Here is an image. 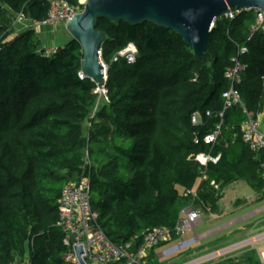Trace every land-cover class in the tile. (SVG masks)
Listing matches in <instances>:
<instances>
[{"label": "trees", "instance_id": "16d2710c", "mask_svg": "<svg viewBox=\"0 0 264 264\" xmlns=\"http://www.w3.org/2000/svg\"><path fill=\"white\" fill-rule=\"evenodd\" d=\"M65 1L76 6L78 0ZM47 11L48 0H0V264H68L56 226L58 199L80 175L85 151L90 204L112 243L139 241L155 227L172 229L191 201L182 191L200 182L193 158L209 150L202 139L218 123L228 88L224 74L242 47L246 70L237 90L249 112L264 111V32L251 33L253 10L216 19L202 59L180 36L151 23L98 20L97 30L106 36L100 49L107 67L103 103H97V84L80 77L78 41L70 38L45 57L33 28L9 38L14 15L37 23ZM130 43L135 62H113ZM194 113L199 126L191 123ZM233 113L242 111L228 110L222 131L232 127L241 153L232 159V149L218 139L211 154L220 160L208 165L200 185L208 192L200 195L204 201L212 199V179L244 176L264 186V150L253 159L241 126L227 123Z\"/></svg>", "mask_w": 264, "mask_h": 264}, {"label": "built area", "instance_id": "2783aa9c", "mask_svg": "<svg viewBox=\"0 0 264 264\" xmlns=\"http://www.w3.org/2000/svg\"><path fill=\"white\" fill-rule=\"evenodd\" d=\"M86 2L87 0H78L76 6H70L65 0H48L46 17L37 23L32 21V24L36 27L52 26L60 22L65 24L82 11ZM245 11L248 10L244 8H227L220 17L233 20ZM253 11L255 20L250 27L251 33L256 30L264 32V14L259 10ZM19 17L24 19L22 15H19ZM55 51L56 47H49L42 52V55L48 57ZM245 52V47L240 48L237 55L231 58V66L225 71L224 77L228 81V88L221 95L223 105L222 109L216 114L218 123L202 139L203 144L209 150L193 158L200 169L201 180L206 178L208 165H215L220 160V155H212L211 150L222 134L224 116L232 108H239L245 116V121L240 128V136L242 142L253 154V159H257L258 154L264 150V131L259 129V119L246 109L237 90V86L241 83L242 75L246 70V65L239 60V56ZM136 55L137 49L134 44L130 43L117 52L112 60L115 62L124 59L127 64H133ZM103 66L107 71V67L104 64ZM101 88H103L102 91L107 101L106 90L104 86ZM99 91L100 89L97 88L95 93L100 94ZM206 117H211L209 111L206 112ZM191 123L194 126L201 125V117L198 113L192 114ZM195 142L198 141L195 140ZM90 166L91 161L88 152L85 151L84 166L80 175L76 181L69 182L62 187L58 199L56 226L63 234L62 243L66 248L63 259L68 264H79L74 246H82L83 254L81 258L86 264H147L148 254L151 250L169 244L174 238H182L187 233L194 231V227L201 219L203 206L197 204V193L193 192L192 189L185 190L184 196L189 197L192 203L189 207L180 211L177 222L172 229L166 227L147 229L141 234L139 241L137 237H133L125 243L114 244L100 228L98 215L92 210L90 204ZM261 168H263V165H261ZM261 179L264 181V172L261 173ZM212 187L218 189L217 185L212 184ZM137 241L139 243L136 246ZM260 264H264V252L260 254Z\"/></svg>", "mask_w": 264, "mask_h": 264}, {"label": "crops", "instance_id": "0c3cea01", "mask_svg": "<svg viewBox=\"0 0 264 264\" xmlns=\"http://www.w3.org/2000/svg\"><path fill=\"white\" fill-rule=\"evenodd\" d=\"M18 17L19 15H14V19ZM27 28H33L40 40L44 33L47 34L45 35L48 36V40L43 42L45 49L57 47L51 44L50 35H48L51 27H36L27 19L13 22L9 38ZM238 117L236 113H233L228 117L227 123L229 122L230 126H236ZM257 117L264 119V111ZM220 137L225 146L232 149V159L239 158L241 149L235 144L237 134L229 130ZM206 180L207 177L204 180L200 178V182L192 189L197 193V204L203 206L201 218L204 217L205 221L200 219L194 231L190 232L193 233L192 236L176 238L169 244L151 250L147 264H151V258L157 261L154 264H160L161 260L171 253L193 245H198V248L186 254H180L168 264H260V254L264 252V186L244 176L233 177L225 183L221 179H212L207 188L212 199L204 201L201 196L208 192L200 185ZM212 184L217 185L218 189H214ZM182 192L184 196V191ZM191 203L192 200L189 205ZM204 224L207 231L196 235L195 228ZM175 241L176 244L164 249ZM159 248L162 250L157 251L156 249Z\"/></svg>", "mask_w": 264, "mask_h": 264}, {"label": "water", "instance_id": "95a60500", "mask_svg": "<svg viewBox=\"0 0 264 264\" xmlns=\"http://www.w3.org/2000/svg\"><path fill=\"white\" fill-rule=\"evenodd\" d=\"M227 8L264 14V0H87L82 11L64 24V30L80 45L81 78L104 86L106 70L100 49L106 36L97 30L98 20L119 21L132 27L151 23L180 36L194 56L202 59L214 21ZM74 248L79 264H86L81 258L82 246Z\"/></svg>", "mask_w": 264, "mask_h": 264}, {"label": "rangeland", "instance_id": "374dc122", "mask_svg": "<svg viewBox=\"0 0 264 264\" xmlns=\"http://www.w3.org/2000/svg\"><path fill=\"white\" fill-rule=\"evenodd\" d=\"M21 20H23L21 17H18V19H14V21L15 22H19V21H21ZM49 27H51V28H49ZM46 28H49L50 29V33L48 34V35H50V40H51V44L52 45H56V46H62L66 41H68L69 39H70V36H69V34L64 30V24L63 23H58V24H55V25H52V26H46ZM46 33H44V35H42V38H41V41L42 42H46L47 40H48V36H46L45 35ZM37 37L39 38V36L37 35ZM40 39V38H39ZM101 57V56H100ZM102 60V59H101ZM103 62V61H102ZM104 64V63H103ZM105 66H106V64H104ZM98 87L97 88H99L100 89V91H99V97H98V99H97V103H103L104 101H106L105 100V97H104V93H103V88H101L102 86H99V85H97ZM238 120H237V122H236V124L237 125H243V123H244V121H245V116L244 115H242L241 113H239L238 114ZM264 119H259V129L261 130V131H264V127H263V121ZM227 126L228 125H226L225 127H224V129H223V134L224 133H226V132H228L229 131V129L227 128ZM232 128V127H231ZM232 130V129H231ZM203 221H205V218L204 217H202L201 218ZM205 231H207V228H206V225L204 224L203 226H199V227H196L195 228V234L196 235H200L201 233H203V232H205ZM193 235V233H187L186 235H184L183 237H185V238H188V237H190V236H192ZM177 242L175 241L174 243H172V244H170L169 246H166V247H164V249H166L167 247H170V246H172L173 244H176ZM198 245H193V246H191V247H188V248H186V249H184V250H178V251H176V252H174V253H171L170 255H168V256H166L165 258H163L162 260H161V262L162 263H160V264H168L169 262H171V261H174L177 257H179V255L180 254H186V253H188V252H191L192 250H195V249H197L198 247H197ZM157 251H160V250H162V249H156ZM155 262H157L156 260H154V258H151L150 259V263L151 264H154ZM193 263L195 262V261H192ZM191 263V262H190ZM24 264H26V263H24ZM189 264V263H188Z\"/></svg>", "mask_w": 264, "mask_h": 264}]
</instances>
